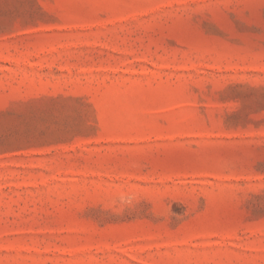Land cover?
<instances>
[{
    "label": "rangeland",
    "instance_id": "374dc122",
    "mask_svg": "<svg viewBox=\"0 0 264 264\" xmlns=\"http://www.w3.org/2000/svg\"><path fill=\"white\" fill-rule=\"evenodd\" d=\"M0 264H264V0H0Z\"/></svg>",
    "mask_w": 264,
    "mask_h": 264
}]
</instances>
